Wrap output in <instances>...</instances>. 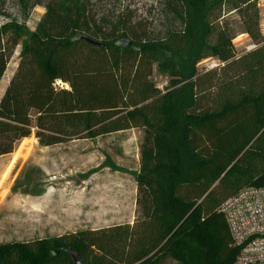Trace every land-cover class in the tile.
Masks as SVG:
<instances>
[{
	"label": "trees",
	"instance_id": "obj_1",
	"mask_svg": "<svg viewBox=\"0 0 264 264\" xmlns=\"http://www.w3.org/2000/svg\"><path fill=\"white\" fill-rule=\"evenodd\" d=\"M0 0V157L34 136L42 147L137 129L138 217L132 225L0 244V264H231L236 250L221 205L264 187V38L256 0H157L168 28L151 29L129 5L100 0H19L29 31ZM233 11L254 48L236 54L223 12ZM137 12V13H136ZM224 12V13H225ZM150 19V20H147ZM89 36L102 43L82 40ZM206 56L219 64L200 71ZM168 77L164 90L151 65Z\"/></svg>",
	"mask_w": 264,
	"mask_h": 264
},
{
	"label": "rangeland",
	"instance_id": "obj_2",
	"mask_svg": "<svg viewBox=\"0 0 264 264\" xmlns=\"http://www.w3.org/2000/svg\"><path fill=\"white\" fill-rule=\"evenodd\" d=\"M100 1L101 11L127 4L145 17L143 12L152 9L153 14L147 17L152 19V33L160 36L168 28L161 6L155 9L157 0ZM256 5L264 38V0H256ZM7 11L32 31L44 7H34L24 19L19 0H11ZM224 12L222 17L228 20L235 53L254 48L236 13ZM20 49L21 45L16 46L8 61L0 95L16 69ZM218 64L214 57L206 56L197 67L202 71ZM151 69L152 81L164 90L168 77L155 63ZM34 132L21 140L12 154L0 157V244L30 243L80 230L132 225L139 213L138 207L134 208V177L139 169L142 131L132 129L52 147L40 146ZM161 264L176 263L165 259Z\"/></svg>",
	"mask_w": 264,
	"mask_h": 264
},
{
	"label": "built area",
	"instance_id": "obj_3",
	"mask_svg": "<svg viewBox=\"0 0 264 264\" xmlns=\"http://www.w3.org/2000/svg\"><path fill=\"white\" fill-rule=\"evenodd\" d=\"M220 212L236 250L231 264H264V187L243 189Z\"/></svg>",
	"mask_w": 264,
	"mask_h": 264
},
{
	"label": "water",
	"instance_id": "obj_4",
	"mask_svg": "<svg viewBox=\"0 0 264 264\" xmlns=\"http://www.w3.org/2000/svg\"><path fill=\"white\" fill-rule=\"evenodd\" d=\"M82 40L86 41L87 43L91 44V45H94V46H101L102 43L98 40H95L89 36H81L80 37ZM71 259H72V264H81L77 258L75 257V255H70Z\"/></svg>",
	"mask_w": 264,
	"mask_h": 264
},
{
	"label": "crops",
	"instance_id": "obj_5",
	"mask_svg": "<svg viewBox=\"0 0 264 264\" xmlns=\"http://www.w3.org/2000/svg\"><path fill=\"white\" fill-rule=\"evenodd\" d=\"M5 74V73H4ZM13 74V73H12ZM2 79V78H1ZM1 82V80H0ZM8 82V81H7ZM7 83L3 84L4 86H2L1 88V94L3 93L4 89H5V86H6ZM2 96V95H0ZM137 189H136V184H135V179H134V208H137ZM127 210V209H125ZM126 212H129L128 210ZM103 222L106 221V220H102ZM115 222H120L119 220H115Z\"/></svg>",
	"mask_w": 264,
	"mask_h": 264
}]
</instances>
